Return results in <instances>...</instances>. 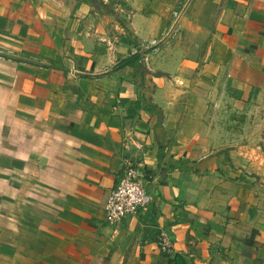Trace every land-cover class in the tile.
Masks as SVG:
<instances>
[{
	"label": "crops",
	"instance_id": "0c3cea01",
	"mask_svg": "<svg viewBox=\"0 0 264 264\" xmlns=\"http://www.w3.org/2000/svg\"><path fill=\"white\" fill-rule=\"evenodd\" d=\"M98 2L0 0V264H264L262 185L221 121L264 110V0ZM127 157L153 199L111 223Z\"/></svg>",
	"mask_w": 264,
	"mask_h": 264
},
{
	"label": "built area",
	"instance_id": "2783aa9c",
	"mask_svg": "<svg viewBox=\"0 0 264 264\" xmlns=\"http://www.w3.org/2000/svg\"><path fill=\"white\" fill-rule=\"evenodd\" d=\"M184 2H181L173 12V26L165 33L166 39H172L179 31L178 23ZM157 43L154 40L150 46L155 47ZM152 199L142 183L137 165L127 157L124 159L122 174L117 185L112 189L105 205L107 219L111 223H120L130 216H137L147 208ZM157 243L163 254L170 256L174 253L173 238L167 232L160 233Z\"/></svg>",
	"mask_w": 264,
	"mask_h": 264
},
{
	"label": "rangeland",
	"instance_id": "374dc122",
	"mask_svg": "<svg viewBox=\"0 0 264 264\" xmlns=\"http://www.w3.org/2000/svg\"><path fill=\"white\" fill-rule=\"evenodd\" d=\"M225 104L229 109L221 115L225 124L224 137L229 139V145H236L235 148L245 147L249 167L246 175L252 184L262 185L261 197L264 198V110L229 100Z\"/></svg>",
	"mask_w": 264,
	"mask_h": 264
},
{
	"label": "trees",
	"instance_id": "16d2710c",
	"mask_svg": "<svg viewBox=\"0 0 264 264\" xmlns=\"http://www.w3.org/2000/svg\"><path fill=\"white\" fill-rule=\"evenodd\" d=\"M91 1H93L94 4H98L99 3L98 0H91ZM105 8H106V11L108 13L115 15L114 11L111 10L110 8H108V6H105ZM121 23H123V22L121 21ZM139 61H140V57L138 56V54H136L135 57L122 62L121 67H125V66L130 65V64L136 66L139 63Z\"/></svg>",
	"mask_w": 264,
	"mask_h": 264
}]
</instances>
